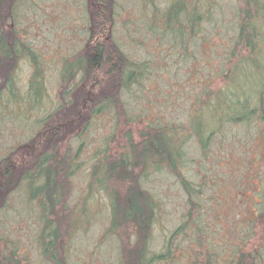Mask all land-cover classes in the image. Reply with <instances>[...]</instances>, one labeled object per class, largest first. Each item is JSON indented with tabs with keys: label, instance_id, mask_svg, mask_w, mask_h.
I'll use <instances>...</instances> for the list:
<instances>
[{
	"label": "trees",
	"instance_id": "obj_1",
	"mask_svg": "<svg viewBox=\"0 0 264 264\" xmlns=\"http://www.w3.org/2000/svg\"><path fill=\"white\" fill-rule=\"evenodd\" d=\"M23 1L0 0V62L5 63L8 72L0 89V114L4 115V121L7 115H15L23 120V116L33 113V109H40V104L47 96L44 95L46 89L41 74L42 66L37 63L42 54L40 50L17 34L18 38L12 44L9 43L12 31L6 28V22L11 17L17 18L16 8ZM98 2L100 11L92 12L90 21L96 18L101 29L110 17L116 16L118 1ZM143 10L138 21L132 17L128 28H136L138 35L155 42V47L150 45L152 57H138L127 48L129 46L124 48L103 41L92 48L93 52L87 51L69 60L68 56L61 57V62H64L61 75L65 82L70 75L76 74L80 75L81 80H91L101 71L102 81H99L96 92L88 93L98 103L94 113H106L108 106L125 102L127 100L123 97L128 96V100L140 105V122L146 121V126L150 128L142 132L143 139L138 142L129 137V153H121L117 159L109 157L107 162L96 166V174L98 166L100 169L102 167L97 177L100 185L113 172H116L114 176L117 178L119 175L124 177L135 165L134 161L140 164L139 160H145L147 163V159L153 155L147 164L144 163L145 169L150 164H165L179 176L188 192L190 209L186 219L169 235L163 250L155 254L150 241L159 204L152 193L139 184L137 186L136 181V186L130 187L124 197L117 195L112 198V230L126 224L132 225L136 232L133 243L129 246L121 244V264H149L155 258L174 260L181 249L180 241L176 239L191 226L193 210L203 212L208 205L215 207L214 198H224L231 190L230 184H227L224 188H218L217 194L208 193L209 181L216 176L212 169L201 167L200 172L196 170L195 175H201L200 180L195 181L182 168L187 163L190 166V161L203 164L215 148L224 149L234 133L240 134L237 129L246 130L245 136L251 146L258 137L261 139L257 146V153L260 152L261 157L250 159L242 173V181L246 182L242 190L253 197L254 206L249 204L244 216L238 219V239L223 238L221 244L216 242L217 232L209 226L210 222L205 220L204 214L199 212L195 219L197 229L190 244L195 253L191 254L190 262L264 264V240L259 243V247H247L257 235V222L263 224L260 231L264 239V0H169L164 6L158 5L155 0H144ZM137 34L132 33V41L136 40ZM157 53L161 54L158 60L154 57ZM15 55L19 57V63L26 58L32 65V73L24 88H20V77L15 67L10 73ZM202 60L205 62L203 68L200 63ZM155 74L159 80L155 83L158 88L151 94V82ZM167 78L170 79V85L164 89ZM222 78L226 82L216 83ZM185 83H188L191 94L180 91L186 88ZM79 96L80 93H75V98L67 100L68 111L65 103L50 110L44 103L46 112H40L33 120L38 131L0 157V214L8 208L12 191L25 185L26 200L31 204L36 203L40 214L43 211L38 245L41 255L53 260L54 264H72L66 255L67 248L62 238L68 224H72L71 217L66 211L57 213L55 205L68 195V186L61 177L67 178V182L72 180L71 175L78 162L69 155L70 151L60 155L55 141L52 148L45 141H50L49 137L52 140L54 131L61 132L64 123L76 115V111L72 110L76 109ZM173 96H180L187 101L186 117L180 119L179 115L182 114L180 111L177 113V110L182 103L171 101ZM160 97L164 99V113ZM147 106L151 108L153 117L149 115ZM43 134L46 136L40 141ZM33 149L46 151L38 156L39 152H32ZM24 150L27 151L24 158L18 157V153ZM102 150L107 151V147ZM191 152L195 153L193 157H190ZM195 156H200V159H195ZM255 167L260 170L254 172ZM226 199L224 202H227ZM24 251L20 242L0 233V264H37Z\"/></svg>",
	"mask_w": 264,
	"mask_h": 264
},
{
	"label": "rangeland",
	"instance_id": "obj_2",
	"mask_svg": "<svg viewBox=\"0 0 264 264\" xmlns=\"http://www.w3.org/2000/svg\"><path fill=\"white\" fill-rule=\"evenodd\" d=\"M98 1L24 0L16 8L17 18L11 17L6 22V28L12 31L10 44L18 38L17 34L23 41H31L32 45L42 53L37 63L42 66L41 74L45 80L44 86L46 89L44 95H47V98L43 96L44 99L40 104V109H33V113L27 116L24 115L23 120L18 119L15 115L14 117L6 114L8 118L4 121L2 120L4 115L0 114V157L8 150L21 145L19 143L24 142L30 135L38 131L37 124H33V120L40 112H46L44 103L50 110L61 103L66 105L70 97L75 98V93H80L76 109L72 110L73 112L76 111V115L72 116L70 121L64 123L61 132L54 131L52 140L49 137L50 141H45L46 145L51 146L49 148H52L53 141H55L60 155L63 156L70 151L69 155L74 156L78 162V166L71 175L72 180L68 178L69 181L67 182V178L61 177L68 186V195L62 199V202L60 201L59 204L55 205L57 213L66 211L71 217L70 222L72 224H68L62 238L67 248L66 255L72 264H121V244H128L129 246L133 243L136 232H134L132 225L126 224L120 226L117 230H112L113 210L111 200L117 195L124 197L128 189L136 186V184L151 192L159 204L150 241L154 254L163 250L165 241L175 227L186 219L190 209L188 192L175 172L171 171L165 164L161 166L150 164L145 169L144 165L154 157L153 155L147 159V163H145V160H139L140 164L134 161L135 165L124 177L119 175L117 178L114 176L116 172H113L112 176L101 181V185L97 180L102 171V167L100 169V166H98V173H95L97 165L104 161L107 162L106 160L109 157L117 159L121 153H129V137L132 141L138 142L143 139L142 132L149 131L150 128L146 126V121L140 122L141 117L138 114L140 105H137V102L133 100H128V96L123 97L127 101L115 102V104H112L113 107L108 106V109L105 110L106 113H94L93 111L98 107V103L94 97L90 98L92 94L88 93L96 92L99 81H102L101 71L97 72L96 77L91 80H81L80 75L76 74L74 76L70 75L65 82L61 75L62 64H64V62H61V57L68 56L67 60H69L80 54H85L87 51L93 52L92 48L100 41L105 44L121 45L124 48L129 46L130 48H127L133 54L135 53L136 56L143 58L152 57L150 45L155 47V42L138 35L136 28L131 27L130 30L128 28L131 25L129 22L132 17H136L135 20L138 21L139 14L144 13V0H117L116 16L110 17L109 20L107 18V24L101 29L98 28L96 18H91L92 21H90V17L93 16L92 12L100 11ZM155 2L164 6L169 0H155ZM132 33L138 35L135 41L131 39ZM141 41H144V43H141ZM58 54L59 56H57ZM154 57L158 60L161 54L157 53ZM12 60L13 68L10 73L13 72L15 67L17 75L20 77V88H24L32 73V65L26 58L19 63V57L16 55ZM236 60L235 58L234 61ZM200 63L201 67L205 64L204 60ZM7 73L5 63L0 62V89L6 81ZM152 80L151 85L153 86L150 91L151 94H154L156 88H158L155 85L159 81L158 76L153 75ZM218 81L226 82L223 78L216 80V83ZM185 84L186 88L180 91L188 94L191 89L187 86L188 83ZM169 85L170 79L167 78L163 88H168ZM170 99L175 103H182L177 113L180 111L182 114L179 115L180 119L186 117L185 113H188L187 101L180 96H173ZM163 100L162 98L161 103L164 113ZM66 108L68 111L67 105ZM155 108L156 105H154ZM127 110L128 113H126ZM147 111L153 117L151 108L148 106ZM171 113L173 114L172 110ZM117 118L118 120L120 118V121ZM236 131L241 135L234 133L235 135L233 134L227 141L228 143L224 149L222 147L215 148V151L209 155L203 164L198 161H190V166L187 163L182 168V171L184 170L186 175L195 181H199L201 175L199 173L200 175L196 176V170L200 172L201 167L210 168L216 176L209 181L211 184L207 186V192L217 194L218 188H224L227 184H230V192L225 197L223 196L224 198H214L213 204L215 207L208 205L203 212L193 210L190 216L191 226L186 228L176 239V241H180L181 249L174 260L155 258V260H150L149 264H191L190 256L195 251H193L194 247L190 244L193 243L195 230L197 229L195 219L198 217L199 212L204 214L205 220L210 222L209 226L217 232L215 235L217 243L221 244L223 238L227 240L238 239V219L244 216L248 206H254L253 200H251L253 197L245 194L242 190L246 186V182L242 181V173L250 159L261 157V153H257V146H259L261 139L258 137L251 146L245 136L246 130L237 129ZM45 136L46 134L41 135L40 141H43ZM106 147L107 151H103L102 149ZM45 151L33 149L32 152H39V156ZM26 152V150L20 151L18 157L24 158ZM192 155H195V153L191 152L190 157H193ZM128 158L130 159V156ZM142 158L145 159V157ZM195 159H200V156H195ZM20 165L21 162H19ZM254 169V172L260 170L259 167ZM226 197L228 198L226 199ZM26 198L25 185L12 191L7 205L8 208L0 214V233H5L10 240L20 242L22 250H25L35 263L54 264L53 260L45 259L41 255L38 246L43 211L40 214L36 203L31 204ZM225 199L227 202H224ZM80 217H82V220ZM74 219L77 222H73ZM74 223L75 225H73ZM262 226L261 222L256 223L257 235L252 243L248 244V248L259 247V243L264 240L260 231ZM201 251L203 252V250ZM202 260H204L203 257Z\"/></svg>",
	"mask_w": 264,
	"mask_h": 264
}]
</instances>
